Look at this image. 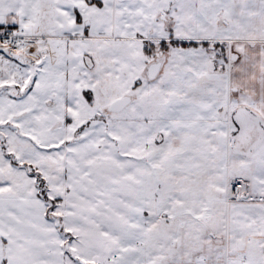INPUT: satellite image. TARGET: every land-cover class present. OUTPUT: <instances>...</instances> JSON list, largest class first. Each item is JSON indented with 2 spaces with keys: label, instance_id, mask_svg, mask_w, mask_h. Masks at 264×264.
<instances>
[{
  "label": "snow or ice",
  "instance_id": "1",
  "mask_svg": "<svg viewBox=\"0 0 264 264\" xmlns=\"http://www.w3.org/2000/svg\"><path fill=\"white\" fill-rule=\"evenodd\" d=\"M0 264H264V0H0Z\"/></svg>",
  "mask_w": 264,
  "mask_h": 264
}]
</instances>
